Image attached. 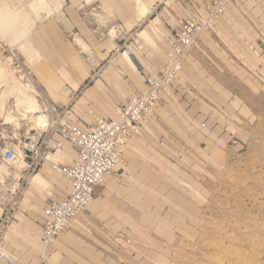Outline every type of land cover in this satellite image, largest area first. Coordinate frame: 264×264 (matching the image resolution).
<instances>
[{
  "label": "rangeland",
  "instance_id": "1",
  "mask_svg": "<svg viewBox=\"0 0 264 264\" xmlns=\"http://www.w3.org/2000/svg\"><path fill=\"white\" fill-rule=\"evenodd\" d=\"M116 1L119 10L123 5L130 7L123 0ZM109 2L114 4L113 0ZM232 2L189 50L187 55L194 58L193 62L191 57L185 58L186 72L165 89L159 108L129 136L128 152L125 148L118 169L125 168L119 171L122 175H111L112 185L107 187L113 188L114 181L117 187L105 198L104 209L92 218L83 213L78 218L82 229L74 231L68 242L55 240L62 244L60 251L51 245L44 252L43 245L41 249L30 248L22 233L16 235L6 244L15 254V264H264V0ZM46 3L1 0L2 95H15L17 78L20 79L3 57L2 48L8 47L21 55L45 98L50 99L44 73L49 76L48 65L52 62L35 47L39 40L28 37L39 28L40 12L51 11ZM86 3L90 5L79 11L83 19L76 18L71 8V23L49 19L43 25L53 29L64 51L70 49L89 63L95 59L93 55L81 52L66 37L65 29L75 27L73 31L82 32L86 26L99 27L104 36L111 32V38L115 33L111 27L119 22L120 13L103 8L100 0ZM53 5L52 11L60 10L55 0ZM103 5L108 7L105 0ZM150 13L144 18L147 22ZM143 23L132 30L141 28ZM163 28L167 34L165 24ZM133 33L121 29L115 34L122 39L111 58L125 49L124 43L129 44L131 37L135 38ZM30 51L36 56V63ZM59 59L62 61L61 56ZM71 61L75 67L80 62L73 58ZM106 63L107 60L100 61L95 71ZM83 67L88 68L85 64ZM107 72L117 73H104ZM83 88L82 85L71 94L72 101ZM102 88L103 82L98 92ZM16 109H21L18 103ZM61 110L65 112V108ZM8 111L17 114L14 110L5 111L0 104L5 122H10L5 115ZM134 135L137 137L132 139ZM20 183V189L16 188L15 194L9 190L3 201L2 207L11 216L6 225L16 220L14 213L19 210L18 198L26 180L22 178ZM99 188L102 192L105 186ZM43 193H47L46 188ZM36 203L38 216L43 202ZM22 212L33 220L29 211ZM53 254H58V260L53 259Z\"/></svg>",
  "mask_w": 264,
  "mask_h": 264
},
{
  "label": "crops",
  "instance_id": "2",
  "mask_svg": "<svg viewBox=\"0 0 264 264\" xmlns=\"http://www.w3.org/2000/svg\"><path fill=\"white\" fill-rule=\"evenodd\" d=\"M45 1L47 2L46 4L48 5V9L51 8V11L48 12L47 10H45L43 12H40L42 14L41 15L42 21H39V23H40V25L38 26L39 28L31 31L30 32L31 35L29 34L28 37H34V38H36V40H39V43L34 42L37 45V46H35V44H34V46L37 49L39 48L42 51L43 55L44 56L47 55V57L51 60L52 64L48 65L49 66L48 67V73H52L53 70L58 69V64L67 67L69 70V73H70L68 75L67 79L65 77H62L61 75L60 76H61L62 83H64V85H66L68 87H71V83L73 81L77 80L78 77L81 76L79 71L77 70V68L73 65L71 58L79 60L82 64H85V66L88 67L87 75L85 77H83L82 80L79 81L76 88H72L71 93L69 94L67 101L60 100V99L55 100L54 98H52L50 96L49 91H47V93H48L47 96H49L48 98H50V99L49 100L47 99V101L49 103H51L59 111L62 108H65V112H63L61 114L62 119L66 123L78 128L79 130L85 131L87 129V127L90 124L94 123L95 120H97V119H116L117 118L118 107L126 100V98L132 92L139 91L145 86V75H146V73H156L157 71H159L163 67L164 55H165V52L169 48V45H170L169 38H168L167 34H165V32H164L163 25L165 23H167L168 25H173L177 21L178 17L186 15L192 10H195L199 14L204 15L205 12L203 9V3L206 0H151L150 9L146 13V15L141 16L139 21L135 20L134 22H132L130 27H126L127 22H130L131 19L134 18V14L132 11H130V7L124 8V5H123L121 8H124V9L119 10L116 6V4H117L116 0H113L114 4H111L109 2V0H105L108 3V7H106L103 5L104 0H100L101 6L103 8H109L110 11H112V12L120 13L119 14L120 17L118 18L119 22L117 24H114L113 27H111V28H114V30H115V33L113 34V36H111V38H110L109 33H107V36H104L100 32L101 28H99V27L92 28V27L86 26V28H83L82 32L78 29H77V31H73V29L75 27H72L70 29H65L66 37L71 38L72 42L78 46V48L80 49L81 52H85L86 54H92L93 55L92 57L95 59L92 61H89V63L81 60L70 49L64 51V49L59 46V42L56 40L57 37L55 36L56 33L53 32V29L50 30V28L47 27V25H43L44 22L49 20V19H54V20H56V22H60L61 24H64L65 22L71 23L72 22L71 17H70L71 8H72V10H73L72 12L74 13V16L76 18L79 17L80 19H83L81 17V14L79 13V11L85 5H88L89 3H86V0H63L62 6H61L59 11L58 10L52 11V9H54L53 0H45ZM232 1L227 5L228 8H230V6H232V3H233ZM153 11L156 12L155 15L152 14ZM149 12H151V13L149 14L150 17L148 18V22H147V21H145L147 19H144V18L148 15ZM164 12H167V14H164ZM127 16H130V18L131 17L132 18L129 21H127ZM156 17L159 18L161 23L155 21ZM220 18H218V19H220ZM115 20H117V19H115ZM141 20L144 21L142 27L139 29L132 30L136 25L143 22ZM51 21L52 20H50V22ZM147 23H151L154 26L156 32L159 34V37L155 39L154 46L151 45L150 43L145 42L143 40V38H141L139 35L140 31L144 28V26ZM110 29H109V31H110ZM121 29H123L127 32L134 31L132 36L137 37V38L139 37L142 41V48L140 50H138V51L133 50L132 54L128 53L130 60L133 64V67H131L128 64V62L124 59V57L122 56V53L126 51L125 49L119 50L118 55L113 56L112 58L110 56L113 53V51L117 52L116 49L119 48L122 37H120L118 39L117 35H115V34H117L118 32H121ZM35 32L38 33L39 39H38ZM78 37L81 38L88 45L89 49L83 50L79 47V45L76 43V40H75ZM201 37L202 36L200 35L199 38H201ZM30 42H33V41H30ZM111 43L113 45H111ZM41 46H42V48H41ZM32 49H33V47H32ZM120 51H122V52L120 53ZM62 52L63 53L66 52L69 55L67 56V55L63 54ZM119 54H120V57H119ZM31 55H32V61H35V63H36V61H37L36 56H34V54H32V52H31ZM186 55L184 56V58L182 60V68L179 72V75L186 72V70H187L188 66H187V61L185 60V58L191 57L190 61H192L194 59L190 54H188L187 56ZM59 56L62 57V61L59 59ZM104 60H107V63L104 66H102L100 69L95 71V67L100 64V61H104ZM111 60H113V61H111ZM35 63H34V67H37ZM110 65L117 68L116 74H112L111 72H109V73L107 72L106 74H104V72L107 70V68ZM38 71L40 72L39 67H38ZM43 71H45V69H43ZM49 71H51V72H49ZM92 71H94V72H92ZM58 74H59V72H58ZM179 75H178V77H179ZM97 79L102 80V82L104 83V88H102V90L100 92H98V94L96 96L88 99L85 104H82L80 106H76L78 98L80 96H82L84 94L85 90L88 87H90ZM45 80L47 82L46 86L49 87L50 85H49L48 80L46 78H45ZM82 85L84 88L82 89L81 93L72 101L71 94H73L74 92L79 90ZM164 94H165V89L163 91H161L160 101H159L157 107L154 109V112L159 108L160 103H162V100L165 99ZM69 97H70V100H69ZM124 97H125V99H124V101H122V99ZM40 101H41V103L44 102L42 100H40ZM16 103H17L16 95H12V96L6 95L5 96V95H2L0 93V104L3 105L5 111L14 110V112L20 116V126L17 127L14 125V123L5 122L4 118L0 114V146H13V148H15V146H17V145L12 141H15L17 143L23 136L29 135V134L33 133V131L38 130L35 128L33 129L34 126L32 125V121H28V120L22 118V116L20 114L21 112H18L16 109ZM42 106L44 108L43 110L46 113H48L51 116V118H53L52 114L45 109L46 107H45L44 103H42ZM140 133L141 132L138 131L137 134H140ZM136 135H134L132 139H135V137H137ZM54 137L63 143V147L61 149H57V150L53 151L52 161L54 163H57L60 166H64V167L71 166L73 163V160L75 159V157L77 155V151H76L75 147L73 145H71L67 140H65L61 136H59L58 134H54ZM130 142H131V139L129 138L127 141V144H126V151L127 152H128L127 148L130 145ZM126 155H128V154L126 153ZM123 156H125L124 152L121 154V161L123 160L122 159ZM43 166H46V167H43ZM8 167H10V166L8 165ZM42 168H45V170L48 172V173L44 172V174H45L46 178L48 179L49 186H48V188H46L47 193H45V194L43 192L38 193L35 196L36 197L35 199L37 202L38 201L43 202V204H42V206H43V205L50 203L53 200L59 199L60 197L68 194L71 190V181L68 178H66L64 175H62V173L53 169L48 164H42L36 171H39ZM124 168L125 167H123L122 169H118V167H116L111 175H113V174L122 175V171L121 172H119V171L123 170ZM111 175L104 179V182L102 185H104L105 188L102 189V192L100 191L101 189L99 188L102 185L97 187V189L95 191L94 197L95 198H101V203H100L99 207L87 208V206H88L87 205L86 208L81 212L82 214L86 213L85 214L86 217L92 218V216H94L96 213H98L101 209H104L105 206L103 205V202L105 201V198L109 196V192H111L113 188L117 187L113 178L112 179L114 181V187L111 189H109L107 187L106 182L111 177ZM20 181H21V177H19V179L17 180V184L15 185L16 188H18V186H21ZM8 191H9V188L6 190L7 194H8ZM59 191L63 192V194H60ZM99 191L101 192V194H98ZM25 194H26V191H25ZM4 208H5V206H4ZM23 211H29V210H23ZM39 211H40V209L37 210V208L36 209H30V211H29L30 215L29 216H32L34 221L29 219L27 216H25L27 219L26 220L27 222L24 224V226L22 228H20L17 232L13 233L9 239L3 238L0 245L4 251L11 254L13 257H15L14 252L11 249H9L6 244H7V242H11L16 235L21 234V233L24 236V238L26 239V243L30 248L31 247L32 248L39 247L41 249L42 242L40 240V229H41V222H42V218H43L42 208H41L40 214L38 216H35V213H37ZM2 214H3V211H2ZM1 215H0V217H1ZM80 221H81V219H79V221H77V226L75 228L69 226L71 229L68 232L63 233L62 236L59 238L63 239V241H65V242H68L70 236L73 235L74 231H77L78 229H82ZM28 225H30V226H28ZM37 228H39V235H38V229ZM19 231H21V233ZM34 233H35V236H32ZM38 242H39V244H38ZM51 246H53V248H58V250H59L61 248L60 246H62V244H60V242L57 240V244L51 245ZM42 248H43V246H42ZM53 248H51V250ZM48 250L49 249H46L45 251H48ZM52 251H54V250H52ZM52 256H54V258L52 257L53 259L58 260V258H57L58 254H53ZM15 258H14V261H15ZM34 259L35 258H33V260ZM13 263L15 264V262H13Z\"/></svg>",
  "mask_w": 264,
  "mask_h": 264
},
{
  "label": "built area",
  "instance_id": "3",
  "mask_svg": "<svg viewBox=\"0 0 264 264\" xmlns=\"http://www.w3.org/2000/svg\"><path fill=\"white\" fill-rule=\"evenodd\" d=\"M232 0H206L203 3L205 14L192 10L180 16L173 25L165 23L169 48L164 55L162 69L156 73H146L145 86L132 92L118 107L116 119H97L85 131L66 123L61 114L47 101L31 69L25 64L17 51L2 48L4 58L16 75L26 84L35 86L36 96L44 101L45 109L52 114V122L43 129L23 136L17 143L19 153L13 146H0V158L14 166L18 160L23 162V172H35L42 164H48L71 181L68 194L42 206L40 240L48 246L69 227L71 220L91 202L97 187L110 176L119 165L121 154L125 151L129 136L135 132L139 123L152 116L157 107L161 91L167 89L177 79L182 68V60L194 46L203 31L211 29L215 21L227 10ZM137 42L131 37L129 44L124 43L129 54L133 50L129 45ZM58 134L73 145L77 155L69 167L60 166L52 161V153L63 147V143L54 137ZM23 178V177H22ZM21 178V179H22ZM24 179V178H23ZM9 210L5 207L0 218V244L4 228L10 221ZM0 260L13 263V257L4 252L0 245Z\"/></svg>",
  "mask_w": 264,
  "mask_h": 264
},
{
  "label": "bare ground",
  "instance_id": "4",
  "mask_svg": "<svg viewBox=\"0 0 264 264\" xmlns=\"http://www.w3.org/2000/svg\"><path fill=\"white\" fill-rule=\"evenodd\" d=\"M55 2L57 4V6L60 8L62 6L63 0H55ZM126 2L130 4V7H131L130 11H132L134 14V18L131 17L132 19L130 18V16H127V21H129L131 19L130 22H127V27H130L132 22H134L135 20L139 21L141 16L146 15V13L150 9L151 0H126V1L123 0V3H126ZM0 5H1V0H0ZM124 8H122V9H124ZM10 9H12V8H10ZM7 12L11 13L9 10ZM13 12H15V11H13ZM164 14H167V12H164ZM2 21H0V23ZM155 21L161 23L158 17L155 18ZM113 31H114V29H112V32ZM203 32H205V31H203ZM203 32H201L200 35ZM13 33H15V32H13ZM109 34L111 35L112 33L109 32ZM18 35H20V34H18ZM139 35L141 38H143V40L145 42L150 43L153 46L155 44V39L159 37V34L156 32L154 26L151 23H147L144 26V28L140 31ZM133 39L136 40L137 45L134 47L132 46L131 47L132 50H135V51L140 50L142 48L141 39L139 37L138 38L135 37ZM75 40H76V43L81 48L88 46L79 37L76 38ZM111 45H113V44L111 43ZM122 56L128 62V64L131 67H133V64H132L130 57L128 55V51L123 52ZM111 65L107 68V71L111 70V71L117 72V70H116L117 68L114 66H111ZM76 68L79 71L81 76L78 77L77 80H75L71 83V87L64 85V83H62V80H61V76L65 77L67 79L68 75L70 74L67 67L58 64V69L53 70L52 73L49 74V76H46L47 74L44 73V76L48 80L49 85H50L48 87V91H49V94L52 98H54L55 100L60 99V100L67 101L68 96L71 93L72 88H76L79 81L82 80V78L85 77L87 75V72H88L87 71L88 68L87 69L84 68L83 64H81V62H79V63L77 62ZM58 72H59V74H58ZM101 87H102V80L97 79L93 85H91L90 87H88L85 90L84 94L81 97V101L77 102L76 106H80L82 104H85L87 102V100L89 99V96H93V94L98 92L101 89ZM36 93H37V90H36L35 86H31L29 84H26L23 81H21V79L17 78V87H16V94L15 95L17 97V103L21 107V109L18 112H21L20 114H21L23 119H26L28 121H32L34 123L33 129L34 128L35 129H43L51 123L52 118L50 119V115L48 113L44 112L43 106H42L43 102L41 103L37 99ZM57 96L59 98H57ZM5 115L11 123H14L15 126H17V127L20 126V116L18 114H14L13 112L8 111V112H6ZM14 149L17 153L20 152L17 146H15ZM119 165H120V163H119ZM119 165L117 167H119ZM22 167H23V162L21 160H18L14 166L8 167V164L0 158V215H1L2 211L4 212V208L1 205H2L3 201L7 199L6 190L9 188V190H11V192L15 194L16 193V186L15 185L17 184V180L19 179V177H21V178L23 177L26 180V186L23 188V191H21L22 196L20 198H18L19 199V201H18L19 210L15 211V213H14L16 220L12 221V223L10 222L11 224H9L6 227V229L4 231V236H3L5 239H9L13 233L17 232L23 226V223H25L27 219L23 215L22 211L23 210H29L30 211V209H36L37 208V206H36L37 201L35 199L36 198L35 196L38 193H42L43 190L45 188H48V186H49L48 179L46 178V176L44 174V172H47L45 170V168H42L39 171H35V172L30 173V174H27V173L23 172ZM43 167H46V166H43ZM106 185L108 187H110L112 185L111 178L108 179V181L106 182ZM20 187L21 186H18V189H20ZM25 191H26V194H25ZM100 202H101V198H95V199L93 198L91 200V202H89L90 204H88L87 208L98 207ZM79 217H82L81 212L78 213L71 220L69 226L75 228L77 226V221L79 220L78 219ZM28 226H30V225H28ZM19 232L21 233V231H19ZM62 234H63V232L59 236H62ZM59 236L57 238H59ZM55 240L53 242H55ZM55 243L57 244V241ZM38 244H39V242H38ZM42 245H43L42 250L44 252L47 249V246L44 245L43 243H42ZM48 246H50V245H48ZM4 252H6V251H4ZM13 262H14V257H13ZM0 264H4V262L1 261Z\"/></svg>",
  "mask_w": 264,
  "mask_h": 264
}]
</instances>
